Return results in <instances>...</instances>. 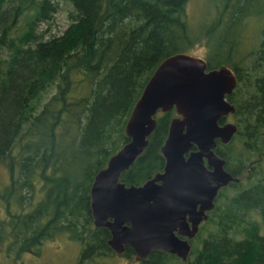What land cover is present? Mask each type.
Returning a JSON list of instances; mask_svg holds the SVG:
<instances>
[{
    "label": "trees",
    "instance_id": "16d2710c",
    "mask_svg": "<svg viewBox=\"0 0 264 264\" xmlns=\"http://www.w3.org/2000/svg\"><path fill=\"white\" fill-rule=\"evenodd\" d=\"M68 1L67 27L43 38L38 25L53 18L59 0H0V162L9 171L0 186V251L19 254L64 234L80 243L76 264H106L100 257L134 253L128 246L114 252L108 228L93 223L90 186L127 141L125 123L148 77L164 57L204 38L207 45L216 31L240 25L239 38L249 19H262L264 0H213V16L201 20L205 30L196 38L188 0ZM208 52L211 63L225 59ZM244 55L254 56L244 69L264 71V25L258 46ZM257 78L249 95L264 102V74ZM174 113L156 115L147 146L121 180L140 184L162 168ZM252 187L229 189L224 199L220 191L186 260L154 249L138 264H264V186Z\"/></svg>",
    "mask_w": 264,
    "mask_h": 264
},
{
    "label": "water",
    "instance_id": "95a60500",
    "mask_svg": "<svg viewBox=\"0 0 264 264\" xmlns=\"http://www.w3.org/2000/svg\"><path fill=\"white\" fill-rule=\"evenodd\" d=\"M207 62L188 51L164 57L148 77L125 123L126 142L112 153L93 177L90 209L93 223L107 227L110 248L121 253L125 246L136 260L154 249L186 260L189 240L214 208L219 187L233 177L213 154L214 137L230 135L234 125L219 126L218 118L234 110L226 97L235 84L227 65L206 70ZM175 108L160 150L163 170L140 184L126 183L121 174L142 153L156 126V113ZM198 150L190 152L193 144ZM203 156L219 163L207 170ZM199 204V207H198ZM188 216V219H186Z\"/></svg>",
    "mask_w": 264,
    "mask_h": 264
},
{
    "label": "flooded vegetation",
    "instance_id": "af4514ba",
    "mask_svg": "<svg viewBox=\"0 0 264 264\" xmlns=\"http://www.w3.org/2000/svg\"><path fill=\"white\" fill-rule=\"evenodd\" d=\"M234 57L235 56L228 54L224 60H220L218 63L217 60H214L213 63H211L207 56L203 57L207 62L206 70L219 67L220 65H227L233 71L235 84L229 92L225 93V97L227 101L233 105L234 110H230L221 115L218 118L217 123L219 126L228 124L234 125L235 129L230 135L223 134L222 136L214 137V145L211 147V150L217 158L222 160V167L233 177V179H230L226 184L219 187L218 193L214 197L215 206L206 211L207 218L200 221L197 233L200 232L201 224L207 221L212 215V212L216 207L217 197L221 190H225L221 196L224 199L226 198L229 189L243 190L244 188H249L251 185L256 188L264 186V102H261V96L258 93L257 96L253 95V99L249 95L250 92L251 94L257 92V86L255 85L258 84L257 77L264 74V71L262 69H244L245 66L252 65L249 64V62L254 60L253 55H241L239 56V59ZM243 61H248V63L244 65L242 63ZM247 95L249 96L247 97ZM171 109L175 110V108ZM164 112L166 111L159 110L156 115ZM176 114L177 112L175 110V113L172 116ZM197 150L198 146L194 143L189 152L185 154V157H187L190 152H195ZM203 162L206 169L210 171L215 168L217 163H219L218 159L213 156H203ZM163 166L157 171L163 170ZM154 173L149 177L153 176ZM186 219H188V216H186ZM195 236L189 240L191 248L192 240Z\"/></svg>",
    "mask_w": 264,
    "mask_h": 264
},
{
    "label": "rangeland",
    "instance_id": "374dc122",
    "mask_svg": "<svg viewBox=\"0 0 264 264\" xmlns=\"http://www.w3.org/2000/svg\"><path fill=\"white\" fill-rule=\"evenodd\" d=\"M213 3V0H188L186 10L188 12L189 23H191V28L193 30L191 37L196 38L204 32L205 27H202L203 23H201V20L209 21L212 18L214 13ZM71 8L72 5L68 0H59V7L54 13L53 18L50 21L40 22L37 31L43 32V38H49L52 35L60 34L70 21L68 13ZM263 25L264 15L260 20L249 19L239 38L237 36L241 34L240 29H238L240 28V25L235 27V30L237 29V31H216V33L210 34L207 45L210 46L211 55L214 58L224 59L228 56L229 51L232 56H235L234 58L239 59V56L246 54L250 49L258 46L260 40V26ZM21 31L22 20H20L19 24L15 27V32L17 34ZM237 39H240L241 42H238ZM207 45L206 38H204L198 44L194 45L188 52L206 57L207 53H209ZM216 52L218 54L214 55L213 53ZM242 63L246 65L248 62L243 61ZM49 94L50 90L43 92V99H46ZM8 181V168L5 164L0 162L1 188L4 187ZM2 203L4 202L0 201V205ZM204 234L205 232H203V235ZM79 252L80 243L78 241L70 239L67 235L58 234L47 238L40 246L35 247L33 250H26L19 254L16 250H10L7 252L5 247H3L0 251V264H76ZM99 262L106 264H138V261L134 256L127 257L120 254L112 257H100ZM169 264L175 263L171 262Z\"/></svg>",
    "mask_w": 264,
    "mask_h": 264
}]
</instances>
